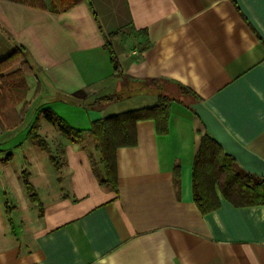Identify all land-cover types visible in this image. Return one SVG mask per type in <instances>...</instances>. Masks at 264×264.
<instances>
[{
    "label": "crops",
    "instance_id": "obj_1",
    "mask_svg": "<svg viewBox=\"0 0 264 264\" xmlns=\"http://www.w3.org/2000/svg\"><path fill=\"white\" fill-rule=\"evenodd\" d=\"M17 46L39 69L18 111L32 106L33 122L49 108L82 133L71 138L39 115L61 171L39 148L47 162L26 160L11 174L0 165V264H264V203L234 206L216 188L215 210L193 200L207 131L191 107L200 103L264 159V0H85L60 13L0 0V59ZM135 111L129 145L111 154L114 186H103L89 129ZM9 150L2 160L13 159Z\"/></svg>",
    "mask_w": 264,
    "mask_h": 264
},
{
    "label": "trees",
    "instance_id": "obj_2",
    "mask_svg": "<svg viewBox=\"0 0 264 264\" xmlns=\"http://www.w3.org/2000/svg\"><path fill=\"white\" fill-rule=\"evenodd\" d=\"M23 5L36 9H49L51 12H64L77 3L85 0H48L47 7L45 0H12ZM112 71L117 74L119 64L116 62L113 49L108 42L105 44ZM27 66L31 71L27 59V52L24 47L17 46L14 51L3 59H0V126H5L7 130L16 128L21 121L22 115L16 116L15 107L24 102L26 91L28 90L25 72L22 68L8 70L11 65L18 62ZM100 100H111V97H102ZM194 100V99H193ZM43 115L46 120L56 124L60 131L67 136L79 137L81 131L71 128L60 117H58L49 108L41 109L38 116ZM140 115V112L125 113L114 119H106L94 122L90 133L94 136L96 148L101 152V161L106 170L107 178L102 181L103 186L113 188L114 162L112 159L113 150L119 145H129L131 139L132 119ZM37 116V117H38ZM167 101L163 98L158 106L156 120L158 121L159 131H162L166 124ZM28 129V138L38 148L44 152L57 170L61 171L58 161L51 155V151L45 140L38 134L37 119ZM113 121V122H112ZM164 131V130H163ZM194 164L193 177V200L202 213L215 210L219 201L216 197L215 189H219L221 194L229 200L234 206L256 205L264 203V177L245 172L240 168L235 160L226 155L223 149L214 141L209 134H204L200 139V146L197 149ZM28 197L32 202H38L37 196L27 177L23 178Z\"/></svg>",
    "mask_w": 264,
    "mask_h": 264
},
{
    "label": "rangeland",
    "instance_id": "obj_3",
    "mask_svg": "<svg viewBox=\"0 0 264 264\" xmlns=\"http://www.w3.org/2000/svg\"><path fill=\"white\" fill-rule=\"evenodd\" d=\"M45 3L47 5V7H49V2L48 0H45ZM15 48L12 50L14 51ZM10 51V52H12ZM10 52H8L7 54L9 55ZM7 54L4 56L6 57ZM4 57H2L1 59H3ZM27 59L29 62V66L31 67V71L27 70V66L23 65L22 61L18 62L14 65H11V67L8 70H15L17 68H22L23 72H25V78L26 79V84H27V88L28 90L26 91V98H27V94L28 92L30 93L29 98H32V94H34L36 88H35V84H34V78H38V68L36 67L37 65H35L36 63L33 62V60L30 59L29 55L27 54ZM28 76H31L29 78V82L30 84L32 83V91H29V85H28ZM33 81V82H32ZM25 98V100H26ZM23 103V102H22ZM20 103V104H22ZM36 105H39V103H42V99H40L39 97L33 102ZM18 104V105H20ZM24 104V103H23ZM18 105L15 107L16 110V116H19L18 113L20 115H22V111H18ZM20 108V107H19ZM31 110H33V107H30V112H27V115H24L21 117V121L20 124L14 128V129H10L7 130L5 128V126H0V153L1 150L6 151V149L10 148V152L14 151V157H12V160H2L4 159L3 157H6L7 154L3 155L2 157H0V165L2 164H7L8 165V172L9 174L11 173H17V172H21L23 171L22 169H26V160H40L41 162H47V160L45 159V155L38 149V147H36V145H34L32 143V141L26 139L27 136V132H28V128H29V123L32 122V112ZM32 113V114H31ZM35 121V120H34ZM33 121V122H34ZM32 122V123H33ZM1 125V124H0ZM26 140V141H25ZM24 142V146L22 148V150H16L15 147H17V144L20 142ZM9 152V153H10ZM13 185H15L16 190L18 192V195L20 196L21 200H26L27 199V194L25 191V187L23 185L22 182H20L19 184L13 180ZM11 208V205L9 206Z\"/></svg>",
    "mask_w": 264,
    "mask_h": 264
},
{
    "label": "water",
    "instance_id": "obj_4",
    "mask_svg": "<svg viewBox=\"0 0 264 264\" xmlns=\"http://www.w3.org/2000/svg\"><path fill=\"white\" fill-rule=\"evenodd\" d=\"M191 107L206 127L207 133L223 149L226 155L232 157L246 172L259 177L264 176V159L250 152L230 136L213 114L200 103H193Z\"/></svg>",
    "mask_w": 264,
    "mask_h": 264
}]
</instances>
